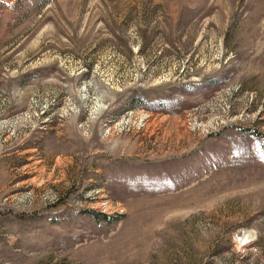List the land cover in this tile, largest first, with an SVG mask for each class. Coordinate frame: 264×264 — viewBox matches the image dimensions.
<instances>
[{
	"label": "rangeland",
	"instance_id": "1",
	"mask_svg": "<svg viewBox=\"0 0 264 264\" xmlns=\"http://www.w3.org/2000/svg\"><path fill=\"white\" fill-rule=\"evenodd\" d=\"M0 264H264V0H0Z\"/></svg>",
	"mask_w": 264,
	"mask_h": 264
}]
</instances>
